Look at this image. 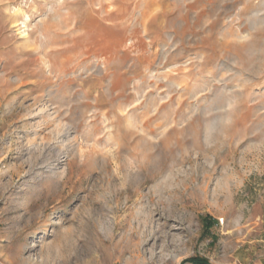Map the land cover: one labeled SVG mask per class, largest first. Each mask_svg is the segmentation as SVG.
Masks as SVG:
<instances>
[{"label": "rangeland", "instance_id": "rangeland-1", "mask_svg": "<svg viewBox=\"0 0 264 264\" xmlns=\"http://www.w3.org/2000/svg\"><path fill=\"white\" fill-rule=\"evenodd\" d=\"M264 264V0H0V264Z\"/></svg>", "mask_w": 264, "mask_h": 264}, {"label": "trees", "instance_id": "trees-1", "mask_svg": "<svg viewBox=\"0 0 264 264\" xmlns=\"http://www.w3.org/2000/svg\"><path fill=\"white\" fill-rule=\"evenodd\" d=\"M190 264H209L205 259L194 256L187 259Z\"/></svg>", "mask_w": 264, "mask_h": 264}]
</instances>
